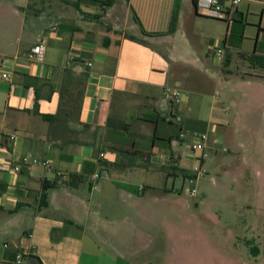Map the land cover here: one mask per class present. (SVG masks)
I'll list each match as a JSON object with an SVG mask.
<instances>
[{"label":"crops","instance_id":"0c3cea01","mask_svg":"<svg viewBox=\"0 0 264 264\" xmlns=\"http://www.w3.org/2000/svg\"><path fill=\"white\" fill-rule=\"evenodd\" d=\"M195 3L0 0V160L21 166L0 169V264H18L24 250L22 264H156L141 254L168 211L159 197L170 183L180 192L175 182L198 165L185 142L206 133L209 155L238 121L221 72L240 59L243 84L263 78L264 61L251 57H264V0H242L231 23ZM37 44L42 62L29 56ZM165 86L187 92L180 123ZM100 171L107 178L94 189Z\"/></svg>","mask_w":264,"mask_h":264},{"label":"rangeland","instance_id":"374dc122","mask_svg":"<svg viewBox=\"0 0 264 264\" xmlns=\"http://www.w3.org/2000/svg\"><path fill=\"white\" fill-rule=\"evenodd\" d=\"M247 64L238 59L221 72L232 80L226 97L237 98L240 113L224 143L209 152L197 195L185 193L190 183L180 177V192L170 183L159 197L158 209L168 211L157 212L155 242L141 254L156 264H264V69L257 70L263 78L245 85Z\"/></svg>","mask_w":264,"mask_h":264},{"label":"built area","instance_id":"2783aa9c","mask_svg":"<svg viewBox=\"0 0 264 264\" xmlns=\"http://www.w3.org/2000/svg\"><path fill=\"white\" fill-rule=\"evenodd\" d=\"M242 0H230V4L227 6H224L221 4L220 0H196V9L200 14L207 15V16H213L216 18H220L226 21H229L230 23L234 20V13L236 11L237 5L241 3ZM45 46L44 44H37L34 45L29 52V56L38 61L42 62L45 58ZM215 56L222 57L224 55V49L221 46H217L215 48L214 52ZM3 77L11 82L12 78L11 75L8 73H4ZM11 85H13V82H11ZM32 90V89H31ZM164 95L165 99L169 101L172 106L173 110L170 112V117L177 121L181 122L183 117L176 109V106H180L187 97V92L179 87H173V86H165L164 88ZM181 138H185L186 132L182 131L179 135ZM16 138V135L13 134L11 136V141ZM207 140L208 136L206 133L202 134H194L193 136V145L192 149L194 151V155L196 160L198 161V165H196L190 172V175L187 177V180L190 183V186L184 188L185 193H187L190 196H196L198 189H197V183L201 176H203L204 173H206V169L204 168V160L208 156V153L206 152L207 148ZM10 146L11 145H4L1 148L4 149L7 152H10ZM99 157L101 159H105L107 157V152L101 151L99 154ZM0 159H1V151H0ZM24 161H32L33 163H42L45 166H50V161L45 160L43 162H40V160H37L33 157H25L23 158ZM0 169L1 170H10L14 169L19 171L21 169V166L18 162H2L0 160ZM107 178V172L100 171L96 172L91 175L90 181L92 183V187L94 189L99 188V183L101 180H104ZM143 187H140V190H143ZM7 246V244H5ZM26 251H22L18 253L16 262L18 264H22L24 262V259L26 257Z\"/></svg>","mask_w":264,"mask_h":264},{"label":"trees","instance_id":"16d2710c","mask_svg":"<svg viewBox=\"0 0 264 264\" xmlns=\"http://www.w3.org/2000/svg\"><path fill=\"white\" fill-rule=\"evenodd\" d=\"M176 21H177V17L175 16L174 18H173V21H172V26H171V31L172 30H174L175 29V27H176ZM251 61L252 62H256V61H259V62H261L262 63V61H264V57L263 56H253V57H251ZM262 64H264V63H262ZM46 119H50V116H48V115H45L44 116ZM177 122V121H176ZM180 123V122H179ZM189 174V173H188ZM188 174H186V176L185 177H188L189 175ZM54 184L53 183H49V182H44V190L46 191V190H48L50 187H52ZM44 197H46V193H45V195H44ZM258 248L256 247V246H254L253 248H252V250H253V252L254 253H257L258 252V250H257ZM256 255V254H255ZM39 264H41V262H38Z\"/></svg>","mask_w":264,"mask_h":264}]
</instances>
